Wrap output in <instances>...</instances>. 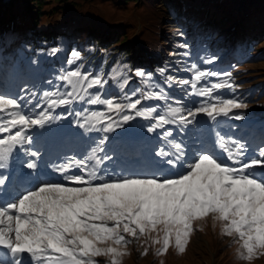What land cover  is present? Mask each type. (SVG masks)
Masks as SVG:
<instances>
[{
	"label": "snow or ice",
	"instance_id": "1",
	"mask_svg": "<svg viewBox=\"0 0 264 264\" xmlns=\"http://www.w3.org/2000/svg\"><path fill=\"white\" fill-rule=\"evenodd\" d=\"M72 55L80 59L78 52ZM68 63L75 61L70 59ZM136 75L143 77L145 73L138 71ZM216 76L210 70L197 69L191 81H179L190 84L192 91L187 95L202 99L193 108H186L179 100L172 101L158 115L155 113L159 105L138 106L144 100L166 99L159 90L122 103L105 96L106 79L82 72L79 67L59 77L65 92L44 94L48 109L35 118L24 111L25 101L31 103L27 96L0 92V168L7 166L15 151L31 144L28 130L32 126H43L54 119L51 109L75 102L101 106L92 111L85 108L75 115L83 118L79 126L86 131L104 133L137 117L155 121L147 128L152 133L171 124L183 131L196 122L199 114L211 121L229 116L243 105L214 93L232 87L230 74L220 75L221 82L201 85V81ZM127 83L125 79L120 87ZM135 96L134 91L131 97ZM234 118L242 119L238 115ZM172 135L170 127L163 132L168 151L160 147L154 152L158 172L139 174L124 169L116 175L107 173L105 166L114 157L104 149L108 140L104 136L87 156L53 168L62 176L60 182L40 181L5 197L8 177L0 175V249L10 258L7 264H26V255L29 264H97L95 258L109 256L110 264H120L123 253L118 246L129 243L126 236L139 238L152 233L156 234L153 243L161 245L158 251L167 250L174 240L177 250L183 252L193 222L210 215L220 223L222 234L236 239L241 258L251 259L254 250L264 249V171H256L264 170V147L249 157L246 144L217 132L215 151L189 153L183 141L169 139ZM25 154L39 156L26 149ZM25 166L35 170L38 164L29 159Z\"/></svg>",
	"mask_w": 264,
	"mask_h": 264
},
{
	"label": "trees",
	"instance_id": "2",
	"mask_svg": "<svg viewBox=\"0 0 264 264\" xmlns=\"http://www.w3.org/2000/svg\"><path fill=\"white\" fill-rule=\"evenodd\" d=\"M13 2V8L7 7L9 10L0 7L3 18L8 14L9 27L5 33H10L8 42H0V67L5 77L11 79L10 72L17 66L20 82L29 88L33 86L32 80L37 74L44 76V80L55 82L57 77L78 63L81 70L99 74L108 81L104 89L106 97L123 102L134 91L139 96L141 91L152 93L159 90L168 99L173 97L164 86L177 84L182 89L179 95L187 96L185 84L179 81L188 80L193 69L217 73L216 77H212V82L219 81L220 75L230 74L233 83L230 84L236 91L242 89L244 81L240 82V79L244 78L247 82L253 76L251 71L257 74L251 64L264 61V0H244L242 7V0ZM93 2L105 5L97 8ZM130 8L141 12V19H136L134 24L131 19H125L126 15L121 18L116 13ZM138 21L141 22V29L137 35L142 32L139 41L149 56L132 39ZM0 24L4 25L3 22ZM219 25H222V29H218ZM199 26L200 30L197 31ZM194 46L195 50H191ZM226 51L230 53L223 57ZM74 52L79 53V60L72 55ZM70 59L75 63L69 64ZM210 60L213 62L208 63ZM25 61H28V65L22 67ZM257 69L264 70V67L259 64ZM132 70L136 73L143 71L145 76H138L137 83H127L121 88ZM148 73L152 75L149 77ZM259 82H264L261 76H257V82L252 83L253 92L256 91L257 95L264 94V86L259 87ZM145 106L151 108L154 105L146 103ZM213 231L217 238L222 239L219 222L213 226ZM151 242L153 244V240ZM190 242L189 238L183 252L177 250L174 240L164 251H158L161 245L157 244L154 259H159V262L156 260V263H210L208 255L199 263L192 262L197 257L192 251L195 244L191 245ZM232 242L233 249L217 255L218 264H222L227 254L229 258L225 262L240 258L239 244L236 240ZM257 252L254 250L253 253Z\"/></svg>",
	"mask_w": 264,
	"mask_h": 264
},
{
	"label": "rangeland",
	"instance_id": "3",
	"mask_svg": "<svg viewBox=\"0 0 264 264\" xmlns=\"http://www.w3.org/2000/svg\"><path fill=\"white\" fill-rule=\"evenodd\" d=\"M14 1V0H13ZM12 0L6 4H1L0 7L6 9L7 7L9 8H13L14 2ZM1 2V0H0ZM95 6H97V8L100 7H104V3H99L97 4L96 2H93ZM242 5H240V7L243 6L244 4V0H242ZM9 8H7V10H9ZM110 10V8H109ZM172 11V9H170ZM116 13H118L120 15L121 18L125 17V19H131L133 24L135 23V20L141 19V12L138 10H133L132 8L127 9L125 11H117ZM134 15V16H133ZM140 18V19H139ZM28 20V17H27ZM3 22L4 25L2 26V24H0V42L4 41V42H8L10 40V33H5L6 29L9 27L8 26V14L3 18L2 17V11L0 12V23ZM130 22V21H129ZM140 23L141 22H137L135 24L136 28L134 31V34L132 36L133 41L137 44V46L140 47V50L142 52H144L143 48H141L142 44L139 40H141V34L142 32H140L137 35L138 30L140 31ZM218 29H222V25H219ZM200 30V26L197 28V31ZM219 31V30H218ZM3 32V33H2ZM187 35H191V34H187ZM71 39H73V36H70ZM83 40H81L82 42ZM195 46L191 48V50H195ZM230 53V51H226L223 54V57H226L228 54ZM0 55H1V49H0ZM1 57V56H0ZM259 64H261L264 67V61L263 63H254L251 64L253 65V67H255V70L257 71V74L255 75V73L253 71H251V74L253 73V76L249 78V80L247 82H245L246 79L242 78L239 81H244V83L242 84V89L241 90H236L233 89V87H231L230 89H233V91H226L228 93L224 94L223 92L225 91V89H221V90H217L216 93H214V96H218L221 99H236L237 102L241 103L243 106V111L246 115L250 116L252 119L255 118V116H257L259 113H264V94L261 95H257V92H253V86L255 83L257 82V76H261V78L264 79V70L261 69H257V66H259ZM17 66H14L12 69V72L14 73V75H12V79H5L2 80L4 78V72L0 73V92H5L8 93L12 96H27L28 100H31V103H27V101H25V109L24 111L33 116V118H35V115L38 114L41 111H44L46 109H48V101L47 99H45L44 94L45 93H52L55 92L57 90H59L61 93L65 92L66 89L63 87V84L57 82H50L47 80H39L40 84L43 87V92L40 94V96L38 97L37 103L33 104V102H36V99H34L31 94L35 91V89H28V87H24L22 86V84L17 80L19 77V73L17 72ZM197 69H193L194 73ZM241 70H244V68H241ZM16 75V76H15ZM192 75V74H191ZM185 78V76H182ZM210 79L211 77H208L206 79V81H201V85L204 84H208L211 85L210 83ZM221 82L220 80H216V83ZM229 83L233 84L230 80ZM176 86V90H181L179 85H175ZM184 86H189V85H184ZM200 85H198L199 87ZM264 86V82H259V87ZM228 89V88H226ZM38 90V89H37ZM192 91V89H191ZM190 91V92H191ZM56 97H50V99H55ZM202 98L199 97H193V96H189V105L186 108H193L194 103ZM33 104V105H32ZM37 104L40 105L39 108L35 107ZM78 107V106H77ZM257 108L258 111L256 113L250 114V112L254 109ZM51 112H53V109L50 110ZM166 111V108L163 109V113ZM237 111L232 110V113L230 115H232L233 113H235ZM239 112V111H238ZM76 113V112H75ZM74 116H77L75 115ZM244 113H237L235 114L228 122L227 126H229L231 123H236L237 127H235V131L236 134L239 135V137H243L246 133H248L249 129L248 127H250V124L252 123V119L250 117H247ZM185 114H187L185 112ZM51 115L53 117H56V119H52L51 121L45 123L43 126H32L31 130L32 131H40V130H45L47 129L49 126L53 125L56 126L58 128V130L62 133L67 132L68 129H72V131L74 130V133L76 132H82L85 135L89 134L90 131H86L84 128L80 127V122L75 120V117H73L71 115L70 119H64V118H60L58 115L56 116V114L51 113ZM88 115V114H87ZM85 115V116H87ZM202 115V114H199ZM198 115V116H199ZM241 116L242 119H235V116ZM228 116H226L225 118H227ZM83 121V118H80ZM257 120L259 121V124H263L264 125V119H262L261 116L257 117ZM226 121H224L225 123ZM222 123V121H221ZM256 124V123H254ZM173 125V124H171ZM239 126H242V129H238ZM225 128V131H229L230 133L234 132L233 131V127L230 128ZM235 133V132H234ZM104 136H107V133H104ZM102 136V137H104ZM192 138H194V136H192ZM229 139H237V136H233L232 137H227ZM240 141V140H238ZM245 141V140H243ZM243 141H240L241 143H244ZM253 143L254 146H258L259 142L256 141V139H253ZM71 144V141L64 143L63 144V148L67 147L68 145ZM74 144L78 145L79 147L82 146L83 142L82 141H74ZM247 146H249L248 143H244ZM258 149V148H257ZM256 155L255 153L253 154L252 152L248 153V156H254ZM214 223V224H213ZM218 223V221H215L212 219L211 215L209 217L206 218H202L199 220H196L193 222V231L190 233V240H191V245L195 244V246H193L192 251L195 253L197 258H193L192 262H201L202 260H205V255L209 256L210 259V263L208 264H218L217 262V255H219L222 251H227L230 249H233L232 245L234 244L233 242L230 243L233 240H236L234 237H228L224 234H222V239L219 237L217 238L215 235L216 233H214L213 231V226H215V224ZM199 227V228H198ZM216 228V227H215ZM202 229V230H201ZM155 237V235L153 236ZM126 239L129 240V243H127L126 245H122V246H118L120 251L123 253L120 257V264H157V262H159V259H154V256L156 254L157 251V244L158 243H153L152 244V235L147 236V234L141 235L139 236V238H133L130 236H126ZM230 243V244H229ZM220 247V248H219ZM240 249V245L237 246ZM259 252H257L256 254L253 253L252 254V258L251 259H243V258H236L238 259L237 261H234L231 259L232 262H225V260H227L229 258V254H227V258L224 259V261H220L222 262V264H264V249H257ZM217 252V253H216ZM246 252V250H245ZM200 256V259L198 258ZM221 256V255H220ZM235 256H237L235 254ZM245 256H247V253H245ZM102 257L99 258H95L97 261V264H100L102 262ZM110 258V256L108 257ZM159 258V257H158ZM111 259V258H110ZM0 261H4L5 264H7V260L1 257V253H0ZM183 261H185L183 259ZM209 261V260H208ZM101 264H110V263H101ZM165 264L166 261H165ZM186 264V261L183 263ZM200 264V263H199ZM205 264V263H203Z\"/></svg>",
	"mask_w": 264,
	"mask_h": 264
},
{
	"label": "bare ground",
	"instance_id": "4",
	"mask_svg": "<svg viewBox=\"0 0 264 264\" xmlns=\"http://www.w3.org/2000/svg\"><path fill=\"white\" fill-rule=\"evenodd\" d=\"M8 170H9V167H8V166H6V167H5V171H6V172H8Z\"/></svg>",
	"mask_w": 264,
	"mask_h": 264
}]
</instances>
